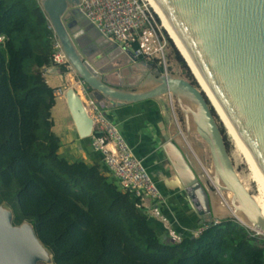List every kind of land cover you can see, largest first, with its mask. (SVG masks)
<instances>
[{
	"label": "water",
	"instance_id": "95a60500",
	"mask_svg": "<svg viewBox=\"0 0 264 264\" xmlns=\"http://www.w3.org/2000/svg\"><path fill=\"white\" fill-rule=\"evenodd\" d=\"M78 2L37 0L87 96L105 110L165 94L173 97L184 117L185 131L180 138L190 156L167 136L162 150L171 158L198 227L213 218H233L252 231L264 233V216L235 173L218 124L242 144V150H247L245 156L251 160L245 177L248 189L264 198V0H153L159 16H165L167 29L174 31L190 60L195 76L178 53L194 83L160 71L142 59L133 60L129 50L97 31L80 13ZM65 96L78 136L88 137L92 123L75 88L69 87ZM191 131L207 147V173L194 154ZM1 206L0 264L51 260L31 225H13L10 210Z\"/></svg>",
	"mask_w": 264,
	"mask_h": 264
},
{
	"label": "trees",
	"instance_id": "16d2710c",
	"mask_svg": "<svg viewBox=\"0 0 264 264\" xmlns=\"http://www.w3.org/2000/svg\"><path fill=\"white\" fill-rule=\"evenodd\" d=\"M52 43L37 0H0V204L11 223L28 222L52 264H264V237L235 219L173 242L149 227L138 200L99 165L58 154L55 95L42 76ZM173 56L194 83L174 49Z\"/></svg>",
	"mask_w": 264,
	"mask_h": 264
},
{
	"label": "built area",
	"instance_id": "2783aa9c",
	"mask_svg": "<svg viewBox=\"0 0 264 264\" xmlns=\"http://www.w3.org/2000/svg\"><path fill=\"white\" fill-rule=\"evenodd\" d=\"M77 7L102 36L118 44L122 49L129 50L133 60H139L141 57L144 61L154 60L159 66H165L163 54L165 41L156 28L154 13L150 11L146 0H79ZM52 49L51 64L71 70L54 36ZM44 69L45 67L42 71ZM74 86L83 110L92 123L88 136L90 144L101 154L110 175L121 189L131 192L138 200V207L160 222L171 241L179 242L181 234L171 228L163 216L159 208L162 201L161 193L141 160L133 155L117 125L107 116V110L87 96L82 82L77 80ZM62 91L58 88L54 94ZM174 125L177 128L176 122ZM218 221L219 219L213 218L209 224L215 225ZM207 225L201 224L190 235L196 236ZM252 232L264 237V233Z\"/></svg>",
	"mask_w": 264,
	"mask_h": 264
},
{
	"label": "crops",
	"instance_id": "0c3cea01",
	"mask_svg": "<svg viewBox=\"0 0 264 264\" xmlns=\"http://www.w3.org/2000/svg\"><path fill=\"white\" fill-rule=\"evenodd\" d=\"M45 83L55 92L54 103L50 109L51 130L59 138L57 152L60 156L85 164L99 165L103 174L108 172L101 154L94 150L89 137H79L66 105L65 93L69 87L77 84V78L71 70L61 72L58 65H49L42 71ZM163 97L147 99L107 110V116L117 125L120 133L131 148L132 153L141 160L153 181L157 184L162 201L159 208L168 225L179 234H190L198 229V218L180 190V181L171 167V158L162 150L164 136L175 142L181 150L190 156L185 142L176 134L175 125L166 111ZM169 155V154H168ZM147 224L158 235L164 228L146 211Z\"/></svg>",
	"mask_w": 264,
	"mask_h": 264
},
{
	"label": "rangeland",
	"instance_id": "374dc122",
	"mask_svg": "<svg viewBox=\"0 0 264 264\" xmlns=\"http://www.w3.org/2000/svg\"><path fill=\"white\" fill-rule=\"evenodd\" d=\"M150 11H152V9ZM154 16L156 19L155 20L156 21V28H157L159 34L162 36V38L165 41V47L163 48L165 66H163V65L161 66L163 71H165L168 74H170V73L171 74H178V75L188 79L187 77H185L184 70L181 68V66L174 59L173 49L176 50V48L174 47V44L171 42V40L169 39V37L165 33L164 29L161 27V23H160L159 19L157 18V16L155 15V13H154ZM167 39L170 41V44L167 41ZM189 73H190V71H189ZM162 97L164 99L163 102L165 103L166 111L170 116V120L172 121V123L176 122V124H177V128L175 126L174 127L176 130V134L180 137V135H182L180 133L184 134V131H185L184 130L185 129L184 128L185 127L184 117H183V115H182V113H181V111H180V109H179V107H178V105H177V103L173 97L169 96L168 94L162 95ZM216 120L218 121L217 118H216ZM218 124L220 126H222V124L219 121H218ZM224 134H225V139L227 141V146H228V155H229V158L232 162L234 171L237 174V176L239 177V179L241 180V182L244 183L243 185L246 187V189H248V185H247L245 177L249 173V169H248L246 163L244 162V160L241 158V155L239 154V152L236 151L231 139L229 138V136L226 134L225 131H224ZM189 137L193 141V150L197 153L196 155L199 156L203 168L205 170H210V158H209L208 150H207L205 143L193 131H191L189 133ZM247 191L251 195H254L251 191H249V189ZM1 207L4 208L5 206L2 204ZM36 264H52V263H51V260L48 259L46 261H38Z\"/></svg>",
	"mask_w": 264,
	"mask_h": 264
},
{
	"label": "bare ground",
	"instance_id": "6f19581e",
	"mask_svg": "<svg viewBox=\"0 0 264 264\" xmlns=\"http://www.w3.org/2000/svg\"><path fill=\"white\" fill-rule=\"evenodd\" d=\"M147 3L149 4L150 8L152 9V11L155 13V15L157 16V18L159 19L160 23H161V27L164 29L165 33L167 34V36L169 37V39L171 40V42L174 44V47L176 48L177 52L183 57V59L185 60V62L187 63L188 67L190 68L191 72L193 73L194 75V72H193V69H192V66H191V63H190V60L189 58L183 53L176 37H175V34H174V31L172 30H168L167 29V26H166V20H165V16H159V13H158V10L155 8L154 6V2L153 0H146ZM195 76V75H194ZM197 79V78H196ZM198 81V79H197ZM199 82V81H198ZM74 88H76V86H74ZM183 135V133H181ZM227 134V133H226ZM228 135V134H227ZM229 136V135H228ZM229 138L231 139L235 149L237 152H239V154L241 155V158L244 160V162L246 163L249 171L251 169V160L246 157V153H247V150H242V144H238L236 143L230 136ZM194 151V150H193ZM235 153V152H234ZM194 154L196 155L197 153L194 151ZM197 156V155H196ZM209 172V170H206V173ZM244 184V183H243ZM248 190V189H247ZM253 196V199L255 200V203L258 205L260 211H261V214L264 216V198H260V197H256L255 195H252ZM231 213L236 216L238 219H240L241 221L242 218L238 216V213L230 210Z\"/></svg>",
	"mask_w": 264,
	"mask_h": 264
}]
</instances>
